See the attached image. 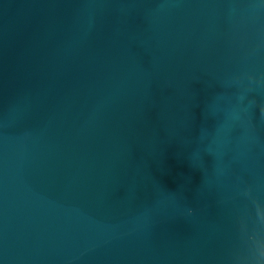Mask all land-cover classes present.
Masks as SVG:
<instances>
[{
  "label": "water",
  "instance_id": "95a60500",
  "mask_svg": "<svg viewBox=\"0 0 264 264\" xmlns=\"http://www.w3.org/2000/svg\"><path fill=\"white\" fill-rule=\"evenodd\" d=\"M0 264H264V0H0Z\"/></svg>",
  "mask_w": 264,
  "mask_h": 264
}]
</instances>
